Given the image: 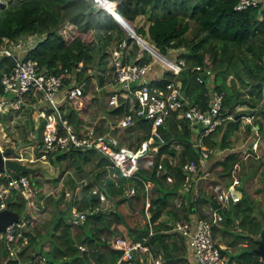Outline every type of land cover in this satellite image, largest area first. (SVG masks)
<instances>
[{"label":"trees","instance_id":"16d2710c","mask_svg":"<svg viewBox=\"0 0 264 264\" xmlns=\"http://www.w3.org/2000/svg\"><path fill=\"white\" fill-rule=\"evenodd\" d=\"M15 1V5L3 6L0 4L2 7L0 8V47L6 46L23 33L38 34V39L27 50V57L36 60L40 66L54 73L60 72L66 66L72 68L80 65L84 70V73L81 71L80 74L83 73L82 78L86 77L82 94L83 103L81 104L84 111L89 108L90 101L94 98L90 95L89 88H96L100 85L103 82L102 71L112 66V56H110V52L108 53V47L127 36L128 41H133V44L129 49L130 56L126 58L130 60L138 52L139 45L134 37L130 34L126 35L125 30L113 14L104 7L98 6L97 0ZM115 1V10L125 19L134 23H137V15L140 13L146 12L149 15L157 6L165 8L163 14L155 16L153 19L150 17L146 27L136 25L134 29L139 36L145 35L161 52L176 58L183 57L186 63L177 74L165 71L162 79L151 80V83L163 84L171 80H180L188 98L204 105L208 100L209 88L204 82H199L196 76L204 67L210 66L215 72L214 88L224 93L223 115L231 112H234V115H239L240 111L233 110L235 104L238 103L256 106L257 100L254 97L260 98V89L264 80V62L262 61L264 0H259L256 5L250 4L240 9L234 8L237 0ZM108 8L113 10V5H109ZM185 12L188 13L189 18L185 17ZM123 25L133 33L132 27L127 22ZM189 31L191 34H188ZM150 59L151 55L146 51L137 61L145 62ZM12 61L4 54H0V76L3 69L10 67ZM88 67L92 68L89 72H87ZM246 73L257 77L256 81L251 82L258 88L250 92L248 85V97H242L240 91L232 88L226 78L231 74L234 79H243L244 83L241 84L244 85L247 83ZM92 75H95L97 79L91 78ZM65 79L67 80V78ZM255 90L257 93H254ZM2 92L0 83V94ZM252 97L253 99H250ZM102 99L104 105L108 104L106 98ZM74 107H78L76 102H74ZM124 107L126 106L117 105L111 108V115L115 116L116 113L123 112ZM73 108L67 116L71 121L82 125L85 115L77 113V110ZM260 108L264 116V107ZM9 113V111L0 113V120ZM31 119L33 132L38 131L36 138L39 142L41 127L40 125L35 127L34 120ZM172 122L175 124V129L170 132L175 138L184 140L186 144L182 153L185 152V156L197 158L199 151L192 145L193 131L183 120H180L182 125L180 129L177 128L176 120ZM140 124L147 125L143 121H140ZM254 124H258V130L263 128L262 121L258 118L254 120V123L247 122L246 124L242 123L240 116L224 118L205 140L215 148L231 149L234 144L239 142L238 138L241 134L246 136L250 133ZM165 148L166 146L162 145L157 155L145 153L139 158L138 175L154 182L151 189L149 215L151 220H155L156 223L154 224L155 230L149 235V240L146 242L150 244L154 256L162 253L166 264H193L187 260L185 255L186 245L183 237L168 229L177 218H188L192 213L200 214L198 204L202 200H210L213 206H217L218 203L211 198V192L207 193L202 188H199L196 196L192 193V187L190 189H185L186 186L181 187L183 179L181 168L168 163L165 157L164 162L168 171L173 173L175 178L172 182H165L160 176L155 175L154 167L161 158L160 152ZM37 153L42 154V151L38 148ZM47 156L54 164H58L66 157L70 160L68 164L77 161H91L99 170L96 171L95 177L84 184L81 193L78 189H74L72 198L70 193L67 199L70 200L69 205L67 204L64 209H59L60 213H56L53 227L49 232L48 247L42 246V242L38 246L34 245L41 232L36 230L39 224L36 209H31L32 206L29 205L26 210L28 197L15 191L11 192L7 198L8 207L16 210L19 215L24 211L22 216L25 217L29 226V230H27L29 241L24 243L19 258L25 259L29 257L31 251L41 250L46 255L47 264H92L93 259L99 260L103 264H112L121 255L122 247L110 242L111 239L122 236L127 242H130L148 235V222H145L141 227L131 226L121 212L116 209H107L105 203L99 200L98 195L92 190L90 191V188L96 186L115 199L119 197V200L115 202L126 200L134 207H136L134 203L141 204L140 209L145 215V187L140 178L118 173L116 177L121 182L120 185L114 186L115 179L111 175L106 178L105 182H102V175L107 173L108 168L111 172L114 168L108 167V159L93 149H71L69 152H60L55 155L49 153ZM242 157L239 151H229L223 159L215 160L211 165V170L217 177L228 178L233 165L241 161ZM78 167L82 166L78 165ZM7 173L16 174L17 172L9 168ZM18 173L28 175V172L25 171ZM32 176H37V174ZM32 176H29V179L35 184ZM244 177V175L241 176L242 179ZM5 179L6 174L0 176V183ZM125 184L134 185L135 191L131 194L123 193L122 187ZM36 186L37 202L42 204L43 196L49 195L53 200V207L56 208L55 200L57 201L60 193L63 194V186L56 184L46 194L38 179ZM181 189L183 190L181 191ZM179 199L181 202L178 204ZM73 202L79 208L94 204H100V208L89 212L83 222L75 224L70 221L69 214V208ZM41 206L43 208L44 204ZM219 208L223 214V226L217 227L215 231L220 230L222 237L226 238L227 235L231 236L230 229L233 226L246 229L249 233L246 238L251 239L249 243H243L245 238L242 234L233 233L227 244L247 245L254 252L256 238L260 234L264 221L254 214L253 202L246 190L240 200L229 207ZM242 238L244 239L242 240ZM79 243L85 244L86 248L80 249ZM237 255L231 254V258L236 259L240 264H251ZM19 258L9 255L0 238V264H18ZM260 260V258H256L253 263L264 264ZM134 264H137V259Z\"/></svg>","mask_w":264,"mask_h":264},{"label":"built area","instance_id":"2783aa9c","mask_svg":"<svg viewBox=\"0 0 264 264\" xmlns=\"http://www.w3.org/2000/svg\"><path fill=\"white\" fill-rule=\"evenodd\" d=\"M258 2L259 0H237L234 8H245L250 4L256 5ZM132 31L135 41L137 40L138 45L144 48L138 50L135 57L128 60L126 57L130 56L129 49L132 47V42H129L126 36L115 42L111 55L112 66L102 71L103 82L97 86L109 91L105 98L112 106L111 108L117 105L126 106L123 112L115 114V121L110 120L102 127L103 123L99 120L88 124L86 116L88 112L82 107L81 112L85 115L83 124L79 125L71 121L67 116L70 113L68 104L71 108L74 102L77 106L83 103L82 94L86 79V77L82 78L84 70L78 65L72 68L66 66L58 73L47 71L36 60L26 56L27 50L36 40L28 38L32 34L24 33L6 46L0 47V54L13 60L10 67L3 69L0 76L3 89L0 94V113L20 110L27 100H31L34 108L37 109L36 118H42L41 121L38 120L39 123L41 122L38 144L43 157L49 153L55 155L57 151L93 149L108 159V167L115 169L111 172L112 177L115 178L118 173H121L128 177H138L144 182V210L145 222H148V235L130 242L122 236L111 239L110 242L122 247L121 255L112 264H134L137 254L140 253L149 255L154 264H166L162 253L154 256L150 244L146 242L155 230L156 223L149 215L151 189L154 182L142 178L137 173L139 158L145 153L157 155L162 145L166 148L160 152L161 158L154 167L155 175L160 176L165 182H172L175 178L174 174L168 171L164 162L165 157L168 163L181 168L183 177L181 187L186 186L188 189L192 187V193L196 196L200 181L202 178H208L210 191L206 190V192H211V198L218 203L217 206H213L210 200H202L200 204L203 210L200 214L192 213L188 218H177L168 230L177 232L183 237L187 256L193 264H240L236 259L231 258V245L216 239L217 230L215 229L223 226V214L219 207H229L241 199L242 194L239 188L241 165L239 162L235 163L228 178L213 176L211 165L215 160L211 159V156L221 154L219 159H223L227 152L223 153L224 149L215 148L205 140L224 118H233L240 114L234 115V112L222 114L224 93L214 88L215 72L210 66L204 67L196 76L199 82H204L209 88L208 100L204 105L188 98L180 80H171L163 84L151 83V80L162 79L165 71L177 74L185 65V58H176L163 53L149 40L148 45L143 44L140 41L141 36L133 28ZM146 51L150 53L151 59L145 62L137 61ZM262 61L264 62V53ZM155 64L160 65L159 72L154 71ZM91 70V67L87 68V72ZM81 71H83L82 74H80ZM91 78L97 79L95 75ZM9 92L14 94H8ZM42 100L46 103L38 106ZM252 117L253 114L245 115L242 123L250 122ZM173 120L177 121L178 129L182 126L180 120H183L193 131L192 145L199 151L197 158L188 157L184 155L185 152L182 153L186 144L184 140L175 138L170 132L175 129ZM138 121H143L147 125H139ZM119 129H131V133L137 132L142 138L131 147L129 140L122 142L118 133ZM259 144L256 137L248 144L245 153H248L249 149L257 150ZM3 174H6V179L0 183V209L8 207L7 198L12 191L28 197L27 204L32 205L37 188L32 186L29 177L20 173H7V169L0 171V176ZM116 185L120 184L116 183ZM91 190L105 205H112L113 197L103 189L95 186ZM134 191V185L125 186V194H131ZM65 195L69 197L70 192L65 191ZM180 202L179 199L177 203ZM99 208L100 204L83 208L73 205L69 212L70 221L75 224L81 223L89 212ZM27 230L29 226L25 217L19 215L18 220L12 221L0 231V238L9 255L20 257L24 243L29 241ZM78 246L80 249L86 248L83 243H79ZM46 260V255L41 250H35L30 252L29 257L19 258L18 264H47ZM92 264L103 263L93 259Z\"/></svg>","mask_w":264,"mask_h":264},{"label":"rangeland","instance_id":"374dc122","mask_svg":"<svg viewBox=\"0 0 264 264\" xmlns=\"http://www.w3.org/2000/svg\"><path fill=\"white\" fill-rule=\"evenodd\" d=\"M2 1H4L3 6L10 5V4L12 5L16 4L15 0H2ZM104 4L107 7L109 5H113V10H115V6H116L115 2H110L108 0V1H105ZM97 5L100 7L102 6L100 2H98ZM0 8L2 7L0 6ZM164 12H165V8L157 6L156 8L153 9V11L149 15L146 12L138 14L137 23H134L130 21L129 19H125L119 13H117L116 15L122 21L119 23L122 24L128 21L129 23H131L130 25H132L135 28L136 25H142L146 27L147 23L149 22L150 17L151 19H153L155 16L161 15ZM185 17L189 18L187 12H185ZM122 28L125 30L126 35L130 34L127 28L123 26V24H122ZM188 34H191V31H189ZM141 36L143 37V39L149 40L148 38H146L145 35H141ZM38 37H39L38 34H34L32 36H29L28 38L32 40H37ZM132 44H133V41H132ZM113 46H114V43H112L108 47V53L110 52V56L112 55V52L114 49ZM143 48H144L143 46L142 47L139 46L138 50H142ZM154 71L156 72L160 71L159 64H155ZM245 77L247 79V83L244 85L241 84V83H244L243 79L242 80L238 78L234 79L233 76H231V74H229L228 77L226 78V81L229 83V85L232 86V88L238 89L240 91V96L242 97H248V94H247L248 85L250 86V89H249L250 92H253L255 88H258L256 84L254 83L252 84L253 81L257 80V77L255 75L251 73H246ZM108 92L109 91L105 90L103 87L89 88V93L90 95L94 96V98L91 99L89 108L87 109L88 113L86 114V116H87L88 124H91L94 119L101 118L97 116H103L108 121L116 120V117L111 115L110 113V109L112 106L109 104L103 105L100 102L102 98H105L107 96ZM254 93H257V90H255ZM260 93L261 94H260L259 99H256V97H254V99L257 100L256 106H251L248 103H244V104L238 103V104H235V108L233 110L240 111L241 121H243L245 115L253 114L252 120L250 122L254 123V120L258 118L262 121L263 128L261 130H258L253 125L254 128H252L250 133L246 136H243V134H241L238 138L239 142L234 144L233 147H235V151H239L241 156H243L240 161V165H242V175L245 176V180H243V183H244V187L246 189L247 195L253 202L254 214L264 221V116L262 112L260 111L261 109L260 107L262 106L264 107V80H263V84L260 89ZM8 94L13 95L14 93L9 92ZM250 99H253V97ZM34 109L35 108L33 105V101L27 100L23 104L20 111H11L9 114H6L4 116V119L0 120V147L4 148L5 146H15L16 144L15 137L24 138L26 136L30 140L29 144L21 145L18 152L15 154H11V155L25 162L26 164L31 165L32 167L36 169V171L32 174H37V176H32V174L28 173L29 176L33 177V182H35V184L31 182L32 186L37 188L36 183L38 179L39 182L41 183V187L45 190V194L49 192L51 188L56 184L57 185L60 184L63 186V189H64L63 194L60 193L61 195L59 196L57 201L55 200L56 208L53 207V204H52L53 200L51 197H49V195L43 196L41 200L42 204H44L43 208L41 206L42 204H39L37 202L38 198L36 196H35L36 199H34V203L30 205L32 206L31 209L33 208L36 209L35 212H37L36 215L39 218V224L36 230H40L41 232V235H38L39 239L34 243V245L38 246L42 242V246L44 245V247H48L49 239H50L49 232L51 231L53 227V219L56 213H60L59 209L61 208L64 209L67 206V204L69 205V202H70V200L65 199V191H69L71 193V198L73 196L74 189H78V191L81 193L82 192L81 188L90 179L95 177L96 171H98L99 169L95 168L94 163L91 161H88V162L77 161V162H71L70 164H68L70 160L67 159V157L63 159L62 161H60L58 164H54V162L50 159L49 156L45 155L47 157L44 158L41 154H38L37 150L39 148V144H38V139L36 138L38 137V134H36L35 131L33 132L32 125L30 122L32 120L31 118H33L34 126L37 127L40 125L41 122L39 123V121H41L42 118L41 117L38 118L39 121H36L37 119L35 120V117H33ZM35 113H37V109ZM81 113L84 114V112H81ZM99 121L104 124V121H101V120ZM112 132H114L113 129H112ZM118 133H119V136L122 142L133 140V142L131 143L132 146H134V144L139 142L141 139L139 137V133L137 132L131 133V129H127V130L119 129ZM256 137H258V140L260 142L257 150L253 153L249 151V155H246L245 152L243 153L244 147L247 144H249L252 140H254ZM33 139H35L34 140L35 143H32ZM238 145L240 147L236 148V146ZM228 151L229 149H224L223 153L228 152ZM60 152L61 151H57L55 154L60 153ZM220 155L221 154H217V155L214 154L211 156V159L218 160ZM78 165L82 167H78ZM109 175H111V171L108 168L107 173L105 175H102L101 177L102 182H105L106 178ZM212 175L216 176L213 172H212ZM114 179H115L114 186L116 185V183L121 184V182L119 181L117 177H115ZM208 185H209V179L202 178V180L200 181L199 187L202 188V190L210 191V188ZM92 188H90V191ZM186 189L188 188L186 187ZM122 191H123V187H122ZM117 200H119V197H117L116 199L115 197H113V203L110 206L106 205L107 209H110V208L116 209L119 212H121L123 217L127 221V223L130 224L131 226L141 227L145 223V215L140 209L141 204L137 205V203H134L136 206L134 207L133 205L129 204L128 201L126 200L115 202ZM73 205H76V204L73 202L70 207H72ZM27 207H29L28 204L26 205V210H27ZM198 209L201 212L203 210L201 205L198 206ZM23 212L21 213V215L23 214ZM230 231H231V236H233L232 235L233 233L242 234V236L245 238V239L242 238V240L244 239L243 243H249L251 241V239L246 238L249 234L246 229H243L238 226L237 227L233 226V228H231ZM231 236L227 235L226 238L225 237L223 238L220 230H217L216 232V239L218 241H221L222 243L223 242L227 243V241L229 242L228 239H230ZM231 247H232V250H234L233 252L230 251L231 254H234V253L238 254L237 256L247 260L251 264H254L253 262L256 258L258 259L260 258V257H257L259 256L258 253H255L251 250L250 246L231 245ZM185 255L187 257V260L191 261V259L187 256V251ZM137 264H154V263L149 255H147L146 253H140V254H137Z\"/></svg>","mask_w":264,"mask_h":264},{"label":"water","instance_id":"95a60500","mask_svg":"<svg viewBox=\"0 0 264 264\" xmlns=\"http://www.w3.org/2000/svg\"><path fill=\"white\" fill-rule=\"evenodd\" d=\"M0 3L1 5H4V1L1 0ZM112 14L117 17V15H115L114 13ZM45 103L46 101L42 100L38 103V106H41L42 104ZM36 133H38V131H36ZM15 139L17 140V144L15 146H5L4 148L0 147V171H4L5 169L10 168L17 173L19 171H25L28 172L29 174L34 173L36 171L34 167L26 164L25 162L11 155L17 153L21 145L25 144L23 143L21 137H16ZM34 140L35 139L32 140V143H35ZM18 219H19V213L16 210H13L9 207L0 209V231L4 230L6 225ZM254 252L258 253L261 260L264 262V225L260 231L259 236L256 238V246L254 247Z\"/></svg>","mask_w":264,"mask_h":264},{"label":"crops","instance_id":"0c3cea01","mask_svg":"<svg viewBox=\"0 0 264 264\" xmlns=\"http://www.w3.org/2000/svg\"><path fill=\"white\" fill-rule=\"evenodd\" d=\"M31 101V100H30ZM103 99H101V103L103 104ZM244 104V103H243ZM104 105V104H103ZM74 106H71V108H73ZM71 108H70V104H68V109L69 110H71ZM73 109H75V110H77V113H80L81 112V106H79L78 105V107H74ZM21 110V109H20ZM20 110H16V111H20ZM35 111H36V109H34V111H33V117H35V120L37 119L36 118V116H37V113H35ZM97 117H101V118H97V119H94L93 121H96V120H101V121H104V124H101V127L103 126V125H107L110 121H108V120H106V118H104L103 116H97ZM36 121H38V119L36 120ZM105 122H107V123H105ZM254 126L256 127V129H258V124H254ZM254 126H253V128H254ZM105 129V128H104ZM140 137V136H139ZM140 138H142V137H140ZM130 141V144L133 142V140H129ZM131 147H133L132 146V144L130 145ZM248 146V144L244 147V149H243V152H245V149H246V147ZM240 146L238 145V146H236V148H239ZM231 149L232 150H230L229 149V151H235V147H231ZM249 151L250 152H255L256 150H254V149H249ZM249 153V152H248ZM257 156H259V155H257ZM47 156H45L44 158H46ZM218 160H221V159H218ZM239 163H240V161H239ZM217 167V166H216ZM115 170V169H114ZM113 170V171H114ZM241 176H242V165H241V173H240V185H239V188H240V191H241V194H243V192H244V190H246L245 189V187H244V183H243V180H245V177L242 179L241 178ZM125 186H130L129 184H125L124 186H123V191L125 190ZM199 205H201L200 203H199ZM198 205V206H199ZM237 221V220H236ZM224 243V242H223ZM225 244H227V243H225ZM228 245H230V244H228ZM234 250H232V252H233ZM260 257V256H259Z\"/></svg>","mask_w":264,"mask_h":264},{"label":"bare ground","instance_id":"6f19581e","mask_svg":"<svg viewBox=\"0 0 264 264\" xmlns=\"http://www.w3.org/2000/svg\"><path fill=\"white\" fill-rule=\"evenodd\" d=\"M105 1L106 0H100V2L106 7V9L107 10H109L111 13H114L115 15L118 13L116 10H111V9H109L104 3H105ZM110 2H115V1H113V0H109ZM127 23H128V25L130 24L128 21H126ZM131 26V25H130ZM140 41L143 43V44H145V45H148L149 43H148V41H146V40H144L142 37L140 38ZM65 199L67 200L68 199V197H66V195H65Z\"/></svg>","mask_w":264,"mask_h":264},{"label":"clouds","instance_id":"9594fccd","mask_svg":"<svg viewBox=\"0 0 264 264\" xmlns=\"http://www.w3.org/2000/svg\"><path fill=\"white\" fill-rule=\"evenodd\" d=\"M115 1V0H114ZM97 2H100L99 0H97ZM100 4L106 9V7L100 2ZM115 4H116V1H115ZM107 10V9H106ZM108 11V10H107ZM120 14V13H119ZM121 15V14H120ZM114 16V15H113ZM115 18H116V20L118 21V22H122L119 18H117L116 16H114ZM121 24V23H120ZM123 24V23H122ZM122 24H121V26H122ZM130 25V24H129ZM124 26V25H123ZM131 27L133 28V30L135 31V29H134V27L131 25ZM127 28V27H126ZM127 30L130 32V35L131 36H133L132 35V33H131V30H129L128 28H127ZM136 32V31H135ZM137 33V32H136ZM127 37V36H126ZM242 197V196H241Z\"/></svg>","mask_w":264,"mask_h":264},{"label":"flooded vegetation","instance_id":"af4514ba","mask_svg":"<svg viewBox=\"0 0 264 264\" xmlns=\"http://www.w3.org/2000/svg\"><path fill=\"white\" fill-rule=\"evenodd\" d=\"M16 138V137H15ZM16 140V139H15ZM24 140V142L23 143H25V144H29V142H30V140L25 136L24 138L22 137V141ZM16 144H17V140H16ZM15 144V145H16Z\"/></svg>","mask_w":264,"mask_h":264}]
</instances>
